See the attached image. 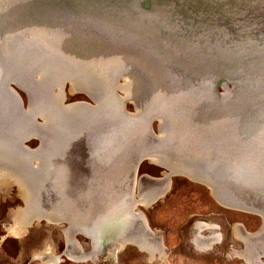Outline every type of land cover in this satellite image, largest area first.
Wrapping results in <instances>:
<instances>
[{
	"label": "water",
	"instance_id": "1",
	"mask_svg": "<svg viewBox=\"0 0 264 264\" xmlns=\"http://www.w3.org/2000/svg\"><path fill=\"white\" fill-rule=\"evenodd\" d=\"M13 29L19 33L7 41L4 35ZM29 33L51 41V46L37 45L27 38ZM55 43L65 52L84 57L103 61L114 57L118 71L133 73L145 84L144 109L136 113L132 97H121L124 92L115 87L116 78L109 83L114 100L110 107L102 101L95 78L84 83L83 90L70 91L69 78H81V69L69 63ZM9 48L11 56L3 52ZM39 70L46 74L37 82ZM61 76L56 98L61 108L56 109L52 86ZM73 93L88 100L68 102V94ZM97 100L99 107H95ZM53 112L59 113L55 124L49 117ZM165 130L168 135L163 136ZM33 140L36 143L31 146ZM261 143L264 0H0V170L6 161L14 162L12 166L26 163L34 203L25 202L16 183L2 182L0 189L8 185L3 191L6 197L15 187L21 204L16 208L31 210L35 205V215L24 225L26 232L36 222L59 233L68 229L81 250L76 237L89 241V235L75 225L70 228L72 217L54 219L53 228L45 224V203L54 204V212L60 215L64 206L59 208V202L66 197L74 204L85 198L86 204L104 199L102 192L117 179L112 186H118L114 194L118 202L123 186L132 202L138 201L135 193L143 183H161L165 188L132 210L150 233L144 212L137 208L145 210L161 201L173 178L180 176L206 187L220 206L258 216L261 225L253 232L241 224V233L258 241L264 237V186H258L264 183L258 174L259 166L264 171ZM154 159L165 165L154 164ZM144 160L159 166L161 176L140 174ZM195 164L202 165L201 174ZM251 178H256L253 188ZM58 179L70 185L66 193ZM219 182L235 197L223 192ZM83 183L86 190L79 187ZM109 219L105 216L106 222ZM111 222L109 229H116ZM196 222L204 220H194L193 225ZM210 228L203 233L221 231L216 224ZM108 233L107 226L104 232L102 228L103 248L114 242ZM127 245L139 251L136 245ZM64 250L52 264H59L61 256L67 259ZM114 251L118 253V247ZM104 256L111 257L103 251L96 261ZM87 261L92 260L80 262Z\"/></svg>",
	"mask_w": 264,
	"mask_h": 264
},
{
	"label": "bare ground",
	"instance_id": "2",
	"mask_svg": "<svg viewBox=\"0 0 264 264\" xmlns=\"http://www.w3.org/2000/svg\"><path fill=\"white\" fill-rule=\"evenodd\" d=\"M14 33H19V30L13 29L5 33L4 38L9 41L10 37ZM27 36V38L33 42H36L38 44H42L45 47L51 46V41L45 40L44 38H37L33 36L32 34ZM7 43H4V45ZM55 48L58 50L59 53H61L69 63H75L77 66L81 69V78L78 75L71 76L73 78H69L70 84V91L75 90H83L85 87L86 82H92L95 79V84L101 86L102 90V101H104L105 104L114 105V100L111 93V88L109 86V83L116 78L117 84L116 88L121 89L124 93L121 97H132L133 102L135 103V112L138 113L141 111L142 107L144 109L146 104V91H145V84L133 73L126 74L124 71H118V67L115 64V58L110 57L109 59H105V61L100 59H95L94 57H90L86 55L85 57L79 54H75L74 52L67 50L68 52L63 51V49L55 43ZM49 49V48H48ZM3 52L5 55H13V51L9 48V50L3 49ZM39 74H35V80L37 82L42 80V77H45L46 72L39 70ZM87 73V74H86ZM42 76V77H41ZM101 76V77H99ZM22 78V77H21ZM94 79V80H91ZM120 80V81H119ZM63 76L58 78L52 86V89H54V99L52 104L56 106V109L61 108V106L58 104V96L60 94L59 87L63 83ZM119 81V82H118ZM85 83V84H84ZM86 89V88H85ZM99 101L97 100V103H95V107H99ZM142 105V106H141ZM114 107V106H112ZM33 110V109H32ZM50 120L52 124H55L59 121V113L58 116L56 113H51L49 115ZM162 125L165 128V123H162ZM160 134H161V126H159ZM168 135L167 130L163 131L162 135L164 136ZM261 148H259L260 156H264V143H261ZM258 147V146H257ZM155 163L157 165H165L163 162H160L156 159H154ZM161 164H159V163ZM14 163V162H13ZM11 162L6 161L4 163L3 168L0 170V183L6 182L5 184L9 183H16L18 188L19 194L24 196V200L27 204L32 200L34 203V198L31 197L29 193H31V190L28 184L31 182L30 174L27 172V168L25 167L24 162H19L18 166H12ZM156 165V166H157ZM194 169L196 171H200V174L202 170H200V167H202L201 164H195ZM16 171L17 174L14 172ZM6 173V177L5 176ZM24 174L23 178L27 179V181L22 180V174ZM69 172L66 174L68 175ZM189 174V173H188ZM258 174L261 175L259 178L264 179V171L263 167H258ZM53 175L56 177V175L53 173ZM122 178L123 173H121ZM193 176V179H197V176L190 174ZM152 177V176H151ZM18 178V180H17ZM125 178L122 179L121 183H124L123 181ZM256 178H251L249 183H252V188L254 187ZM260 180V179H258ZM19 181V182H18ZM117 179H114V182H117ZM9 182V183H7ZM110 184L105 190L104 193L105 197L94 199L93 201L86 204V198L84 201L73 203L69 198H65L62 202H59V208L64 206V212L60 215L54 212V204L53 206H50V204H46L45 206H48V210L46 213L48 215L46 216L45 224L49 223L50 227H55L56 223L54 222V219L57 218H67L72 217L69 222L70 228H73L74 225L76 227H79L80 231L83 230L85 233H87L90 237L89 240V250H84V246H82V249H78L75 244L72 241L71 233L69 230H65L63 233L60 234V238L63 241L64 244V253L67 257V260H74L76 263H79L81 260H92L96 261L99 258V255L101 252H106L110 254L111 256H114V259L116 260L117 253L114 251L118 247V250H122L126 247L127 244H133L136 245L137 249L143 253V258L147 263H151L152 261H165L168 250L163 247V235L161 234V231L153 230L151 229L150 233L147 231L143 221L136 215L132 214V210L136 208L138 202L146 203L153 199H155L157 196H159L160 193L164 191L165 188H161V183H143L141 184L140 191L135 193V196L138 195L139 199L138 201L132 202L128 200V192L127 187L123 186L121 187V194L122 199H120V202L118 200H115V192L118 189V186H112L114 184ZM58 183L60 187L65 190L66 193V187L60 180L58 179ZM72 182H69L71 184ZM148 184V185H147ZM250 184H245L247 186H251ZM8 186V185H6ZM5 186V187H6ZM259 187L264 186V183L258 184ZM5 187L2 191H5ZM21 187V188H20ZM79 187H82L85 190L87 189V186L85 187V183L80 184ZM218 187L223 190L226 194L235 197L232 190L227 187L221 185V183H218ZM76 192V193H80ZM142 193V194H141ZM226 196V195H225ZM30 202V203H32ZM261 204V203H259ZM35 205L33 204L31 206V210H27L25 208H15L13 211H11V217H12V224L7 228L6 232L10 236L19 237L22 236L23 233H25L24 225L26 223H29L28 218L35 215ZM90 208V209H89ZM235 208V209H234ZM140 210L139 208H137ZM231 209L237 210L239 208L231 207ZM141 211V210H140ZM240 211V210H237ZM137 214H139L138 211H136ZM105 216L109 217V221H105ZM114 216V217H113ZM39 218V216H37ZM113 218V220H112ZM210 219V217H209ZM112 221V222H111ZM52 222L54 224H52ZM114 223V228L111 230L109 229L108 223ZM36 225H39L38 222L35 223ZM208 224V225H207ZM212 224V225H211ZM105 226L108 227V237L109 239L113 240L114 242L110 241L111 243L105 246L103 248V244H100L101 239L100 236L102 234V228L103 232L105 229ZM218 226V225H217ZM206 227H211L210 229L215 228V224L211 223V221L207 220V222H196L193 227L190 229L189 234L191 235V242H190V248L191 252L193 254H203L207 252H216L218 249V244H216V241L223 240L224 235L219 230L220 233L217 234L216 229H214L213 233H210L209 235L206 233H203V229ZM220 227V226H218ZM69 228V227H68ZM195 228V230H193ZM51 229V228H50ZM115 231V232H114ZM247 231V230H246ZM224 232V231H223ZM226 232V238H229L231 235L239 240H236L235 244L231 247L232 250H227L223 254L225 255V258L228 260L232 259L233 257L237 256L238 259H241V262H247L246 264H264V258H260L261 255L264 256V237L258 241H253L250 239V237L244 236L243 233H241V224H236L231 230L227 229ZM232 233V234H231ZM160 234V235H159ZM221 234V235H220ZM159 237V238H158ZM106 242V241H105ZM211 242V244H210ZM214 242V243H213ZM213 243V244H212ZM51 244H48L46 242L45 246L42 247L41 250L34 251V258L36 261H38L41 264H52L59 261V254H57L54 251V248L50 246ZM238 247H241L242 249H238ZM135 248V247H134ZM193 249V250H192ZM84 250V252H83ZM239 250V251H238ZM109 251V252H108ZM239 256V257H238ZM240 264H244L242 262Z\"/></svg>",
	"mask_w": 264,
	"mask_h": 264
},
{
	"label": "rangeland",
	"instance_id": "3",
	"mask_svg": "<svg viewBox=\"0 0 264 264\" xmlns=\"http://www.w3.org/2000/svg\"><path fill=\"white\" fill-rule=\"evenodd\" d=\"M21 95L25 98L23 92ZM67 97L68 102L88 100L86 96L79 93L68 94ZM127 109L133 110L131 105H128ZM153 128L155 129V123ZM35 143L33 140L30 145L34 146ZM161 171L159 166L146 160L140 163L138 170L140 174L152 177H160ZM20 205L15 187H12L6 197L0 189V264H41L36 261L33 254L34 251L41 250L46 242L51 244L50 246L57 254H61L64 244L59 232L56 229H48L43 223L35 224L27 232L25 231V235L23 233L19 237L6 233L13 222L10 213ZM140 210L144 212L149 227L161 231L164 245L169 249L167 260L162 263L155 262V264H240L241 260L238 258L227 260L224 257L223 253L232 245L229 243L230 240H223L214 253L193 254L188 237L194 220H209L220 226L225 238V230L236 223H241L249 232L257 230L261 225V219L258 216L220 206L211 197L206 187L180 176L173 178L171 188L161 201L156 202L151 208L145 210L140 208ZM76 239L82 246L88 247L89 241L86 238L77 236ZM143 257V253L137 251L132 245H127L118 251L116 260L112 256L108 259L104 256L99 261L75 263L61 256L62 261L59 264H146Z\"/></svg>",
	"mask_w": 264,
	"mask_h": 264
},
{
	"label": "flooded vegetation",
	"instance_id": "4",
	"mask_svg": "<svg viewBox=\"0 0 264 264\" xmlns=\"http://www.w3.org/2000/svg\"><path fill=\"white\" fill-rule=\"evenodd\" d=\"M205 221H206V220H205ZM236 224H239V223H236ZM236 224H234L231 228H233ZM240 224H241V223H240ZM231 228H230L229 230H231ZM223 240H225V241H226V240H227V241L230 240L229 243L232 244V245H231V247H232V246L235 244L236 240H239V239H237V238H235V237L233 238V236L231 235L229 238H225V236H224V237H223ZM223 240H222V241H223ZM162 243H163V247H165V245H164V237H163V242H162ZM213 243H214V242H213ZM213 243H212V244H213ZM210 244H211V242H210ZM231 247L228 249L229 251L232 250ZM165 248H166V247H165ZM166 249L168 250V253L165 252V254H167V256H168V254H169V249H168V248H166ZM192 250H193V249H192ZM207 253H210V252H207ZM167 256H166V260H167ZM224 257H225V255H224ZM238 257H239V256H238ZM233 258H237V256H235V257H233ZM226 259H227V258H226ZM88 260H89V259H88ZM227 260H228V259H227ZM71 261H72V260H71ZM72 262H75V263H76V261H74V260H73ZM155 262H156V263H162V262H164V261H163V260H161V261H154V262L152 261L151 263H147V261H146L145 263H146V264H152V263L155 264Z\"/></svg>",
	"mask_w": 264,
	"mask_h": 264
}]
</instances>
